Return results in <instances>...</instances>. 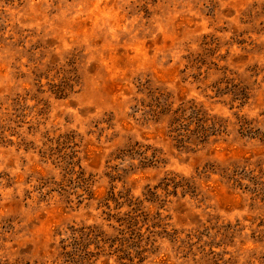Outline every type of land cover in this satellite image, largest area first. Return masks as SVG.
<instances>
[{
	"label": "rangeland",
	"instance_id": "1",
	"mask_svg": "<svg viewBox=\"0 0 264 264\" xmlns=\"http://www.w3.org/2000/svg\"><path fill=\"white\" fill-rule=\"evenodd\" d=\"M0 264H264V0H0Z\"/></svg>",
	"mask_w": 264,
	"mask_h": 264
}]
</instances>
